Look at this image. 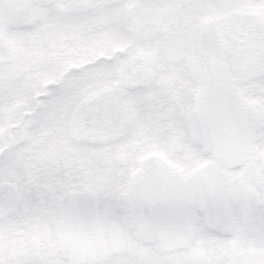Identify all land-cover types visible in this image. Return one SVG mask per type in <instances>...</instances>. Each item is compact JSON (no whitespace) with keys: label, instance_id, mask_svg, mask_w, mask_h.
I'll return each instance as SVG.
<instances>
[{"label":"snow or ice","instance_id":"snow-or-ice-1","mask_svg":"<svg viewBox=\"0 0 264 264\" xmlns=\"http://www.w3.org/2000/svg\"><path fill=\"white\" fill-rule=\"evenodd\" d=\"M0 264H264V0H0Z\"/></svg>","mask_w":264,"mask_h":264}]
</instances>
